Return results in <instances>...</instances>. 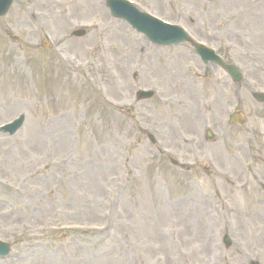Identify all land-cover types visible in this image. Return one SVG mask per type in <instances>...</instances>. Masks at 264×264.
I'll use <instances>...</instances> for the list:
<instances>
[{
    "label": "rangeland",
    "instance_id": "374dc122",
    "mask_svg": "<svg viewBox=\"0 0 264 264\" xmlns=\"http://www.w3.org/2000/svg\"><path fill=\"white\" fill-rule=\"evenodd\" d=\"M131 1L243 79L187 44H151L104 0H13L0 124L25 120L0 133V264H264V103L251 96L264 89V0ZM235 106L242 126L226 122Z\"/></svg>",
    "mask_w": 264,
    "mask_h": 264
},
{
    "label": "water",
    "instance_id": "95a60500",
    "mask_svg": "<svg viewBox=\"0 0 264 264\" xmlns=\"http://www.w3.org/2000/svg\"><path fill=\"white\" fill-rule=\"evenodd\" d=\"M107 4L115 17L124 18L134 28H136V30L144 33L154 43L170 44L186 40L184 33L181 32L179 29L164 25L156 19L134 11L126 3L122 2V0H108ZM1 13H3V10L0 11V14ZM77 34H81V32ZM196 52L201 56L204 62L210 60L212 62L218 63L231 76L234 81H237L240 78L238 71L234 69V67L219 62L217 60V57L214 56L210 50L205 49L202 46L196 45ZM145 95L148 94L142 93L141 97ZM260 99L264 100V97L261 96ZM233 119L234 115L232 116L230 121H233ZM239 121L242 122L241 120ZM19 123L20 120L17 121V124L14 129L19 126ZM12 131H10V133H12ZM7 250V246L0 243V255H4Z\"/></svg>",
    "mask_w": 264,
    "mask_h": 264
}]
</instances>
